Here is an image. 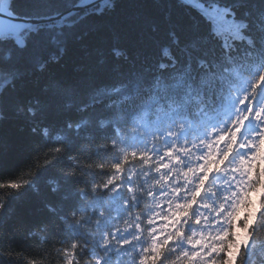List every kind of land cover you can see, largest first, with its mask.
I'll return each mask as SVG.
<instances>
[{
	"label": "snow or ice",
	"instance_id": "6c2138e0",
	"mask_svg": "<svg viewBox=\"0 0 264 264\" xmlns=\"http://www.w3.org/2000/svg\"><path fill=\"white\" fill-rule=\"evenodd\" d=\"M42 2L0 0V123L32 138L25 167L0 170V214L57 173L54 239L28 264H264V0H175L158 57L82 87L40 81L115 0Z\"/></svg>",
	"mask_w": 264,
	"mask_h": 264
},
{
	"label": "trees",
	"instance_id": "16d2710c",
	"mask_svg": "<svg viewBox=\"0 0 264 264\" xmlns=\"http://www.w3.org/2000/svg\"><path fill=\"white\" fill-rule=\"evenodd\" d=\"M115 4L105 15L89 17L73 29L60 63L41 77V87L49 80L64 87L98 84L115 69L126 70L131 62L144 56L158 57L161 37L153 33V24L162 23L168 12L173 18L182 13L175 0H115ZM14 6L46 5L42 0H15ZM81 35L83 39L76 38ZM114 48L125 50L129 59L114 57ZM66 116L76 118L72 112ZM31 139L23 118L12 117L0 123V170L14 172L25 167L31 154ZM56 174L55 169L45 171L38 181L39 191L26 190L11 202L7 213L0 214V252L11 251L18 256L14 261L4 260V264H28L41 250L51 247L54 238L46 236L39 227L48 219L44 205L58 199L46 184L47 177ZM42 236L46 239L42 240Z\"/></svg>",
	"mask_w": 264,
	"mask_h": 264
}]
</instances>
